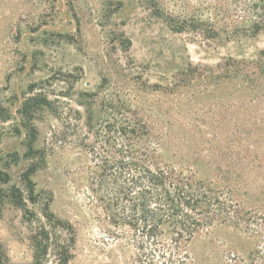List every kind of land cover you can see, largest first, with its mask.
<instances>
[{
    "label": "rangeland",
    "instance_id": "1",
    "mask_svg": "<svg viewBox=\"0 0 264 264\" xmlns=\"http://www.w3.org/2000/svg\"><path fill=\"white\" fill-rule=\"evenodd\" d=\"M249 2L0 0V264H31L35 239L52 264L68 223L71 264L133 263L92 186L118 142L107 98L151 123L162 162L213 182L240 171L264 219V13L254 27ZM33 167L26 211L13 195L29 197ZM193 248L200 264H264V232L218 227Z\"/></svg>",
    "mask_w": 264,
    "mask_h": 264
},
{
    "label": "trees",
    "instance_id": "2",
    "mask_svg": "<svg viewBox=\"0 0 264 264\" xmlns=\"http://www.w3.org/2000/svg\"><path fill=\"white\" fill-rule=\"evenodd\" d=\"M262 4L264 0H250L248 4L254 27L261 24ZM169 26L177 33L188 27L173 19ZM29 102L24 106L27 113L31 111ZM104 106L118 116L113 125L118 142L113 150L106 149V155H101L97 165L100 172L92 186L100 194L98 201L107 225L123 230L118 239L131 248L132 264H200L193 245L218 227L262 237L264 219L257 211L246 210L238 198L242 190L240 171L230 169L224 172V179L213 182L198 178L194 170L185 166L166 164L160 160V144L148 120L120 99L107 98ZM36 171L33 167L24 175L31 186L29 197L13 195L20 209L27 211V201H36L31 180ZM1 206L0 201V214ZM46 217L55 219L52 213ZM54 222L61 224L58 219ZM68 230L73 238L68 246L57 247V259L52 264L73 261L75 231L70 223ZM34 247L31 264H50L43 259L49 245L35 239Z\"/></svg>",
    "mask_w": 264,
    "mask_h": 264
}]
</instances>
